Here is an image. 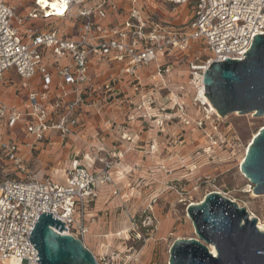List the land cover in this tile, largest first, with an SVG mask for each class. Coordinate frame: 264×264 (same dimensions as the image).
Masks as SVG:
<instances>
[{"label": "built area", "instance_id": "built-area-1", "mask_svg": "<svg viewBox=\"0 0 264 264\" xmlns=\"http://www.w3.org/2000/svg\"><path fill=\"white\" fill-rule=\"evenodd\" d=\"M40 1L32 0L31 9L19 14L16 5L0 0V82L7 72L14 70L23 80L39 74L48 85L50 78L41 67L43 60L50 57L65 62L57 71L58 85L53 98L46 92L31 91L21 111L0 102V157L10 162L18 173L25 171L19 142L10 137L17 126L34 142L45 139L50 131H55L61 140L75 134L81 108L94 92L95 82L88 78L89 57L122 64L124 74L136 81L137 71L151 64H156L158 76L170 73V63L157 65L159 56L187 55L192 43L203 46L208 57L204 61L198 58L187 61L188 88L180 86L179 94L174 95V106L188 125L179 98L188 96V91L193 89L192 104L203 108L205 118L212 116L198 98V86L203 83L205 70L211 63L223 62L225 58L242 60L253 38L264 35V0H195L184 28L157 18L156 0H46V4ZM164 1L173 7L189 2ZM51 3L63 13L52 10ZM112 14L117 18L108 21ZM40 15L42 19L52 17L44 22L45 30L25 27ZM56 20L77 21V38H61ZM103 89L115 93L110 84ZM69 95L72 98L65 102ZM145 104L150 105V100ZM111 168L110 162H104L98 173L91 174L86 164L75 162L59 175L62 183L48 178L0 180V264H39L35 262L38 253L29 237L43 213H50L64 223L66 231L62 230L61 234L83 242L88 233L89 204L96 197L98 186L111 181ZM95 260L97 264L106 262L105 257Z\"/></svg>", "mask_w": 264, "mask_h": 264}, {"label": "rangeland", "instance_id": "rangeland-1", "mask_svg": "<svg viewBox=\"0 0 264 264\" xmlns=\"http://www.w3.org/2000/svg\"><path fill=\"white\" fill-rule=\"evenodd\" d=\"M156 3L163 13L172 16L175 25L184 28L195 0H189L183 7L166 5L164 0H156ZM51 19H42L40 15L37 21L49 22ZM207 57L203 46L192 43L187 55L178 53L170 60L176 63L180 82L188 88L187 61L195 58L204 61ZM172 92L170 89L167 97L160 98L163 111L157 116H161L158 118H161V124L142 129L143 133H149L142 138L145 142L157 133L158 153L148 160L140 157L137 162L140 178L135 188H119L116 196H107L96 218L101 225L91 237L83 240L95 258L105 257L108 264H167L168 251L174 240L195 238L185 206L199 202L209 192H220L244 207L249 215L264 222V195L252 194L249 182L238 170L243 148L264 124V118L238 114L205 118L203 108L194 106L189 108L192 118L186 125L176 117L175 94ZM192 96L193 89L188 91L187 97L191 103ZM195 116L201 119L195 120ZM154 145L150 142L149 147L139 151H153ZM107 162L114 167L113 160ZM44 164L49 166L51 163L45 161ZM17 176H0V179L24 178ZM119 192H126L127 196L121 200ZM102 244L106 247L105 252L101 251Z\"/></svg>", "mask_w": 264, "mask_h": 264}, {"label": "crops", "instance_id": "crops-1", "mask_svg": "<svg viewBox=\"0 0 264 264\" xmlns=\"http://www.w3.org/2000/svg\"><path fill=\"white\" fill-rule=\"evenodd\" d=\"M7 1L17 6L19 14L27 13L32 7V0ZM154 11L157 18L174 24L171 20L172 16L163 13L158 3L155 4ZM114 18H117V15H109L108 21ZM55 23L61 38H77L79 25L77 21L56 20ZM46 25L44 22L33 20L27 22L25 27H33L40 32L46 29ZM171 58L172 56L170 58L159 56L157 61V65L170 63V73L158 76L156 64H151L138 70L134 81L124 74L122 64L89 57L88 78L95 82L94 92L81 108L78 116L80 124L75 134L61 140L55 131H50L45 139L34 142L20 126H17L10 137L19 142V155L25 171L18 173L10 162L0 157V176L21 174L24 178L20 180L24 181L48 178L55 183H62L59 175L64 170L70 169L75 162L86 164L88 171L96 174L103 168L104 162L113 160L115 165L109 171L111 181L98 186L96 197L89 204L86 213L88 233L85 238L91 237L101 225L96 218L103 209V201L106 197L116 196L119 188H135L134 185L140 178L137 166L140 157L148 160L158 153L157 133L150 137L149 142H145L142 138L149 133H143L142 129L159 126L161 118H158L161 116H157V113L163 111L160 98L167 97L170 89L173 91L172 94H179V87L186 86L180 82L179 72L175 68L176 63L171 62ZM64 64V61L57 62L50 57L43 60L41 67L49 73L48 85L39 74L30 80H23L14 70H10L0 82V102L21 111L22 103L31 91L46 92L49 98H53L58 85L57 71ZM106 84H110L115 93H106L103 89ZM133 84L135 87H131ZM187 97L182 96L179 101L183 103L182 109L186 119L190 120L192 116L189 114V108L195 105ZM71 98L72 96L69 95L65 102ZM146 100H150L151 104H145ZM179 114L180 112L176 110V117L182 123L183 118L179 117ZM198 119L200 118L195 116V120ZM150 142L155 144L153 151L146 153L139 151L149 147ZM23 143H30L31 146L26 147ZM45 161L51 164L48 166L44 164ZM119 195L123 200L127 193L119 192ZM100 248L102 252L106 251L104 244Z\"/></svg>", "mask_w": 264, "mask_h": 264}, {"label": "water", "instance_id": "water-1", "mask_svg": "<svg viewBox=\"0 0 264 264\" xmlns=\"http://www.w3.org/2000/svg\"><path fill=\"white\" fill-rule=\"evenodd\" d=\"M242 60L213 62L203 74L204 95L219 117L264 116V35L253 38ZM239 171L257 196L264 195V126L247 146ZM185 213L195 238H179L168 251L167 264H264V232L244 207L217 192L188 203ZM64 223L40 214L30 243L39 264H97L83 242L69 235ZM53 228L55 230H53ZM209 247H213L215 255Z\"/></svg>", "mask_w": 264, "mask_h": 264}, {"label": "bare ground", "instance_id": "bare-ground-1", "mask_svg": "<svg viewBox=\"0 0 264 264\" xmlns=\"http://www.w3.org/2000/svg\"><path fill=\"white\" fill-rule=\"evenodd\" d=\"M40 3L42 4H46V0H41ZM50 7L52 8V10H56V12L58 14H62L63 11L61 9H58L56 8V5L51 3ZM206 69V67H205ZM205 93V89H204V84L202 83L200 86H198V98L200 100H202L204 102V104L208 107V111L211 112L214 116L216 117H219L216 110L213 108V106L210 104V102L208 101V99L206 98V96L204 95ZM236 114V113H235ZM249 116H252V114H250ZM261 118H264L261 117ZM264 126L261 125L252 135V137L249 139V141L247 142V144L244 146L243 148V152L241 154V157L239 158V161H238V170H239V165L243 162V157L245 155V152H246V149H247V146H249V144L251 143L252 139L254 138V136L256 135L257 131L262 127ZM240 172V171H239ZM240 175L242 177H244L246 179V177L240 172ZM247 180V179H246ZM250 188V191H251V187ZM252 192V191H251ZM219 194H221L220 192H217ZM253 194V193H252ZM203 199V197L199 200V202H201V200ZM198 202V203H199ZM192 203V202H191ZM251 217H253L252 215H250ZM257 228L260 230V231H263L264 232V222L262 223L260 220H257ZM209 251L211 252V254L215 255V250L213 247H209ZM168 262V261H167Z\"/></svg>", "mask_w": 264, "mask_h": 264}]
</instances>
